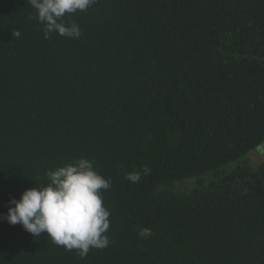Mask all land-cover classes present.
I'll list each match as a JSON object with an SVG mask.
<instances>
[{
  "label": "trees",
  "instance_id": "16d2710c",
  "mask_svg": "<svg viewBox=\"0 0 264 264\" xmlns=\"http://www.w3.org/2000/svg\"><path fill=\"white\" fill-rule=\"evenodd\" d=\"M34 16L0 0V217L84 157L110 243L81 259L0 218V264H264V0H96L76 39Z\"/></svg>",
  "mask_w": 264,
  "mask_h": 264
},
{
  "label": "clouds",
  "instance_id": "9594fccd",
  "mask_svg": "<svg viewBox=\"0 0 264 264\" xmlns=\"http://www.w3.org/2000/svg\"><path fill=\"white\" fill-rule=\"evenodd\" d=\"M96 0H29L35 10V19L43 25L46 39L53 33L76 39L81 29L75 22L66 23L65 17L87 11ZM19 37L21 33H14ZM144 175L151 169L145 166ZM49 183L43 187L26 189L20 198H11L6 214L2 217L10 225H21L33 237L47 233L51 241L65 250H75L85 258L92 248L109 246L106 235L110 227V211L103 206L102 192L111 187V181L103 178L93 162L81 157L72 163L47 172ZM126 179L137 183L140 172L126 174ZM151 234L142 228L140 237Z\"/></svg>",
  "mask_w": 264,
  "mask_h": 264
},
{
  "label": "rangeland",
  "instance_id": "374dc122",
  "mask_svg": "<svg viewBox=\"0 0 264 264\" xmlns=\"http://www.w3.org/2000/svg\"><path fill=\"white\" fill-rule=\"evenodd\" d=\"M250 155V164L253 166V168H256L259 164L264 162V144L250 152ZM189 183L194 184V181H189Z\"/></svg>",
  "mask_w": 264,
  "mask_h": 264
}]
</instances>
